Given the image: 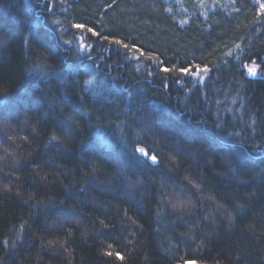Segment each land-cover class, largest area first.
I'll return each instance as SVG.
<instances>
[{
    "label": "trees",
    "instance_id": "obj_1",
    "mask_svg": "<svg viewBox=\"0 0 264 264\" xmlns=\"http://www.w3.org/2000/svg\"><path fill=\"white\" fill-rule=\"evenodd\" d=\"M178 10L0 0V264H264V13L256 0ZM45 60L66 78L45 79ZM197 65L203 83L179 72ZM173 185L191 200L180 212L160 203Z\"/></svg>",
    "mask_w": 264,
    "mask_h": 264
},
{
    "label": "snow or ice",
    "instance_id": "obj_2",
    "mask_svg": "<svg viewBox=\"0 0 264 264\" xmlns=\"http://www.w3.org/2000/svg\"><path fill=\"white\" fill-rule=\"evenodd\" d=\"M256 3L259 5V12L260 13H264V0H256ZM72 27L76 28V29H86L87 33H91V35L93 36H98L99 33H97L93 28L87 27L84 24H74L72 25ZM86 39V37L82 36L80 38V43H79V49H85L86 47H91L90 45H86L85 43H83L82 41H84ZM104 39H107V37H104ZM115 44L118 45H122L124 48H128L129 46L127 44H123L122 41L120 40H115L113 41ZM239 47V46H237ZM133 49H136L135 45H132ZM137 51H139V49H136ZM35 68H38L41 70V75L45 78L48 79L50 77H55L58 79H65L66 78V72L67 70H63V71H57L56 68L50 64H48L47 60H45L44 62H42L41 64L38 65H34ZM161 71L168 73L173 71L174 69H169L167 67H162L160 69ZM29 71H32V69H29ZM209 71V69L207 68V66H205L204 68H200L199 65L195 66V71H193L192 68L189 67H183L179 69V72L185 76L187 75H191V76H198L200 80L204 79L203 73H207ZM248 74L249 75H254L255 71L252 68L248 69ZM92 80H88L85 81V84H87L88 86L92 85ZM0 103H3V101H0ZM70 121H72V127L74 129H78L79 128V124L76 123L74 120H72V117L68 118ZM89 124L97 130V134H96V143L103 145L104 147H110V145L108 144L107 140L104 138V135L102 132L99 131V129L101 128L100 124H92L91 118H89ZM217 128H222L221 124H217L216 125ZM65 135L70 136L71 137V132L69 131H65ZM228 135L232 136V135H236L234 133H228ZM74 138V137H72ZM51 141H56L58 147L60 148H66L67 145L63 144L62 142L59 141V137L57 136H53L51 137ZM123 143V141H121ZM262 151H264V149H261ZM134 151L139 152L142 156L146 157L148 160L151 161V163L153 165H158L159 161H158V156L156 154H152L149 156V154L145 151L144 148L139 147L134 149ZM225 164L230 168L232 175L234 177H236L237 179H239V175H238V171L236 168L232 167V161L229 158H225ZM261 173L264 174V169H261ZM121 175H123V171H121ZM133 175H135V173H133ZM124 179L126 181V183L129 186H134V185H138L141 183L140 177H135V179H133L132 177L129 176H124ZM196 187V186H194ZM173 188L175 189L173 192L171 193H164L160 196V203L164 204V205H169L171 206V208L173 209V211L175 212H180L183 211L185 208L189 207L191 204V200L188 197V193L185 192L183 189H180L178 186L173 185ZM217 210L221 211L222 213L227 212V206L224 204H217ZM157 215H159V212H157ZM230 215V214H229ZM8 240H4L3 244L6 246L8 244ZM50 244H56V243H61V245L63 244L62 241H49ZM108 255H112V253H108ZM115 255L120 258L121 260H123V256L120 255L119 252L115 253ZM185 264H195V262H188L185 261Z\"/></svg>",
    "mask_w": 264,
    "mask_h": 264
},
{
    "label": "rangeland",
    "instance_id": "obj_3",
    "mask_svg": "<svg viewBox=\"0 0 264 264\" xmlns=\"http://www.w3.org/2000/svg\"><path fill=\"white\" fill-rule=\"evenodd\" d=\"M166 1L169 4L174 5V6L176 5L178 7L179 9L178 11L181 17H189L190 10L192 11V10L199 9L202 11V13H204L208 10L211 11L212 9L217 8V7L223 8V9H229L230 7H232V4L234 2V0H166ZM80 42L81 41H79L78 43ZM78 56H80L81 58L83 56L86 59H90V55H85V52L83 51V49L82 50L79 49ZM86 67H89V66L86 65ZM249 68L254 69L257 77L259 76L261 77V73L259 71L258 65H256L255 63H252L250 65L245 66V71L247 74H248ZM203 76H204L203 80H200L198 76H192V78H194L196 81H200L203 83V81L207 79V74L203 73Z\"/></svg>",
    "mask_w": 264,
    "mask_h": 264
},
{
    "label": "water",
    "instance_id": "obj_4",
    "mask_svg": "<svg viewBox=\"0 0 264 264\" xmlns=\"http://www.w3.org/2000/svg\"><path fill=\"white\" fill-rule=\"evenodd\" d=\"M251 76L254 77L255 74L254 75H251ZM190 262H194V261H190ZM195 264H207V263H198V262H195Z\"/></svg>",
    "mask_w": 264,
    "mask_h": 264
}]
</instances>
